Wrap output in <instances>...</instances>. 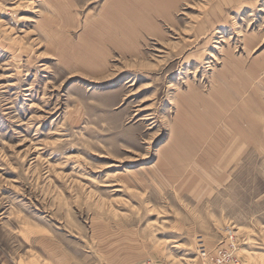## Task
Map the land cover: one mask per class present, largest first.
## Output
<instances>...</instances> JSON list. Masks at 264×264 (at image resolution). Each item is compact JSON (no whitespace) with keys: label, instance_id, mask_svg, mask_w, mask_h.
<instances>
[{"label":"rangeland","instance_id":"374dc122","mask_svg":"<svg viewBox=\"0 0 264 264\" xmlns=\"http://www.w3.org/2000/svg\"><path fill=\"white\" fill-rule=\"evenodd\" d=\"M264 264V0H0V264Z\"/></svg>","mask_w":264,"mask_h":264},{"label":"built area","instance_id":"2783aa9c","mask_svg":"<svg viewBox=\"0 0 264 264\" xmlns=\"http://www.w3.org/2000/svg\"><path fill=\"white\" fill-rule=\"evenodd\" d=\"M238 244L233 231H228L225 240L217 247L216 254L208 264H242L238 256Z\"/></svg>","mask_w":264,"mask_h":264}]
</instances>
